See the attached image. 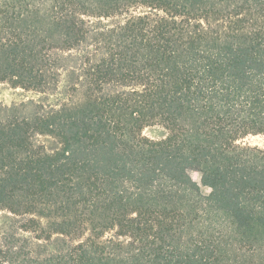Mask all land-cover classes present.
I'll use <instances>...</instances> for the list:
<instances>
[{
  "label": "trees",
  "instance_id": "obj_1",
  "mask_svg": "<svg viewBox=\"0 0 264 264\" xmlns=\"http://www.w3.org/2000/svg\"><path fill=\"white\" fill-rule=\"evenodd\" d=\"M62 74L83 99L0 120V211L33 235L0 264H264V0H0V83Z\"/></svg>",
  "mask_w": 264,
  "mask_h": 264
},
{
  "label": "rangeland",
  "instance_id": "obj_2",
  "mask_svg": "<svg viewBox=\"0 0 264 264\" xmlns=\"http://www.w3.org/2000/svg\"><path fill=\"white\" fill-rule=\"evenodd\" d=\"M143 10L136 9L134 13H141ZM121 18H112L104 21L105 24L112 25L114 22L121 21ZM72 86L76 85V75L69 77L62 74L59 78L58 85L55 90L45 93L21 88H13L9 83H0V120H5L12 113L17 111L21 116H32L42 108L43 110L58 109L63 105L73 104L80 101L82 93L80 90H73ZM165 131L160 126L146 128L142 135L152 140H158L165 136ZM34 141L37 145L42 146L47 152H54L59 149V142L49 136L36 135ZM243 144L258 146L264 148V136H249L243 140ZM189 175L193 181L200 185V173L196 170H189ZM202 195H207L209 189L200 188ZM26 217L15 216L8 211H0V245L5 244L6 240L11 238V234L16 237V247L24 248L27 242H32L33 235L25 233L20 228ZM59 243L65 242L57 237ZM54 245V244H53Z\"/></svg>",
  "mask_w": 264,
  "mask_h": 264
}]
</instances>
